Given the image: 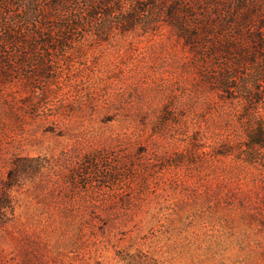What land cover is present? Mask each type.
Masks as SVG:
<instances>
[{
	"label": "rangeland",
	"instance_id": "1",
	"mask_svg": "<svg viewBox=\"0 0 264 264\" xmlns=\"http://www.w3.org/2000/svg\"><path fill=\"white\" fill-rule=\"evenodd\" d=\"M106 1L0 0V264H264V0L240 58Z\"/></svg>",
	"mask_w": 264,
	"mask_h": 264
},
{
	"label": "trees",
	"instance_id": "2",
	"mask_svg": "<svg viewBox=\"0 0 264 264\" xmlns=\"http://www.w3.org/2000/svg\"><path fill=\"white\" fill-rule=\"evenodd\" d=\"M74 1L48 0L55 6L72 4ZM113 4L114 0H107L102 6L109 7ZM149 7L160 11L165 9L166 25L175 29L178 37L187 46L192 45L191 47H193L194 41L206 38L212 40L208 43L210 51L213 53L225 50L224 53L230 55L232 54L230 51H236L237 53L234 54L238 58L245 55L240 45L247 49H255L258 36L252 34V31L259 26L262 15L257 11L256 5L249 0H152ZM135 8L141 9L139 3H136ZM15 20L16 24L26 23V20L21 17ZM233 30L237 31L238 34L234 38H228L237 41V43L241 41L243 44L235 46L230 43L219 42L216 36L217 32L228 33ZM258 48L261 46L259 45ZM251 144L255 146L264 145V132L261 127H258V130L251 135Z\"/></svg>",
	"mask_w": 264,
	"mask_h": 264
}]
</instances>
